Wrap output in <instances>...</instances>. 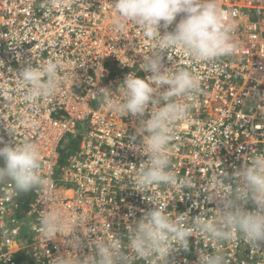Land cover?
<instances>
[{
    "label": "built area",
    "instance_id": "1",
    "mask_svg": "<svg viewBox=\"0 0 264 264\" xmlns=\"http://www.w3.org/2000/svg\"><path fill=\"white\" fill-rule=\"evenodd\" d=\"M56 3L0 0V147L37 144L46 182L18 195L10 181L0 182V264H54L68 252L82 256L98 235L115 234L126 244L127 226L151 210L149 201L163 203L169 212L214 219L217 204L207 199L213 179L220 181V190H230L228 174L242 167L245 156L264 153V0H219L233 25L230 55L193 64L176 49L162 54L165 66L201 77L188 118L175 124L168 145L169 168L186 182L140 191L133 180L148 157L137 150L142 138L132 137L141 118L112 112L97 92L107 88L118 95L129 73L151 75L140 64L154 51L153 41L132 24L124 33L113 31L110 4L115 0ZM182 16L167 29L162 22L161 33L173 31ZM49 59L61 66L59 90L27 100L18 72ZM67 136L78 146L61 166ZM53 205L79 224L76 232H61L52 240L39 233L40 212ZM77 239L81 247L76 250ZM202 250L222 255L226 264H264V242L257 247L241 235L190 237L188 250L177 248L169 264H198Z\"/></svg>",
    "mask_w": 264,
    "mask_h": 264
},
{
    "label": "clouds",
    "instance_id": "2",
    "mask_svg": "<svg viewBox=\"0 0 264 264\" xmlns=\"http://www.w3.org/2000/svg\"><path fill=\"white\" fill-rule=\"evenodd\" d=\"M53 7L56 0H51ZM112 9V29L124 33L130 24L137 26L153 41L154 51L143 57L141 70L150 72L146 78L129 73L120 85L119 94L102 88L97 94L104 105L121 116L140 117L135 139L142 138L137 149L147 156L137 169L133 188L137 191L154 185H179V180L169 168L168 145L174 136V126L187 120L190 101L200 89L198 72L165 66L163 53L170 49L182 51L193 64L212 61L230 55L235 43L233 25L219 0H115ZM183 14L173 31L167 29ZM168 60L171 59L168 57ZM59 61L49 59L33 66L28 63L19 72L20 82L26 86L25 98H48L59 90ZM147 115V118H143ZM35 126V125H34ZM2 142V141H0ZM0 182L10 181L17 192L39 190L46 183L40 174L41 153L33 142L6 144L0 147ZM242 167L227 176L230 190L216 187L220 181L213 179V190L207 199L215 202L216 217H191L189 212L166 211L163 203L149 201L153 207L143 211L139 220L127 226V243L119 236L106 238L98 235L88 242L90 251L72 256L69 252L55 258L54 264H169V257L177 248L188 250L190 237H212L231 240L241 235L259 247L264 242V153L248 155ZM232 181V182H230ZM234 182V183H233ZM254 207L249 209L247 206ZM37 225L39 233L54 239L61 232H76L78 223L67 218L59 206H48L40 212ZM80 227V226H79ZM72 247L79 249L80 240ZM198 264H226L220 254L201 251Z\"/></svg>",
    "mask_w": 264,
    "mask_h": 264
},
{
    "label": "rangeland",
    "instance_id": "3",
    "mask_svg": "<svg viewBox=\"0 0 264 264\" xmlns=\"http://www.w3.org/2000/svg\"><path fill=\"white\" fill-rule=\"evenodd\" d=\"M77 146L78 141L75 138L72 140V136L65 137L60 148L61 155L67 159L68 155L76 151Z\"/></svg>",
    "mask_w": 264,
    "mask_h": 264
},
{
    "label": "trees",
    "instance_id": "4",
    "mask_svg": "<svg viewBox=\"0 0 264 264\" xmlns=\"http://www.w3.org/2000/svg\"><path fill=\"white\" fill-rule=\"evenodd\" d=\"M68 156H67V158H68ZM65 162H66V157H64L63 155H61V161H60L61 166L64 165Z\"/></svg>",
    "mask_w": 264,
    "mask_h": 264
}]
</instances>
